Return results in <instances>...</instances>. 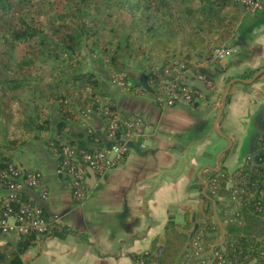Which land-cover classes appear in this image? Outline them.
Returning <instances> with one entry per match:
<instances>
[{
	"label": "trees",
	"instance_id": "obj_1",
	"mask_svg": "<svg viewBox=\"0 0 264 264\" xmlns=\"http://www.w3.org/2000/svg\"><path fill=\"white\" fill-rule=\"evenodd\" d=\"M243 12L238 0H0V184L13 164V153L29 142L43 141L52 155L53 147L96 151L108 143L101 144L94 129L75 118L74 110H89L87 121L98 118L104 136L110 117L118 113L130 118L117 111L114 98L85 70V59L109 69L111 83L112 73L124 74L131 64L145 75V84L155 87L159 69L175 58L197 74V66L212 61L213 51L233 37ZM81 50L86 58H80ZM62 159L57 157V169ZM247 161L244 174L250 192L239 216L227 221L231 217L219 203L230 192L219 181L215 193L208 194L219 206L216 216L222 229L211 209L182 230L169 222L163 250L153 255L154 241L145 264H176L198 230L204 232L205 250L231 258L236 248L250 260L257 257L264 243V213L255 211L257 202L264 204V196H259L264 189V154L258 146ZM70 232L51 221L43 235L63 237ZM0 235L7 238L0 240V264H23L20 255L38 241L34 234Z\"/></svg>",
	"mask_w": 264,
	"mask_h": 264
},
{
	"label": "crops",
	"instance_id": "obj_2",
	"mask_svg": "<svg viewBox=\"0 0 264 264\" xmlns=\"http://www.w3.org/2000/svg\"><path fill=\"white\" fill-rule=\"evenodd\" d=\"M257 1L261 8L242 15L226 45L232 55L197 66L212 87H205L208 94L201 93L194 106H159L154 87L145 84V75L131 64L124 70L126 89L110 82L109 69L91 64L117 111L141 118L146 136L122 140L127 155L102 177L95 176V183L87 185L89 198L80 204L73 201L43 141L29 142L13 154V163L38 172L48 191L43 200L38 190L26 188L23 199L40 205L50 221L71 231L63 237L38 236L35 246L20 255L23 264H132L136 255L151 251L154 241L153 255L158 247L163 250L167 223L182 230L205 210L217 212L208 194L209 175L236 172L255 153L264 132V0ZM194 77L191 74L188 82ZM89 125L100 143L105 142L99 119L92 118ZM6 239L0 235L1 241Z\"/></svg>",
	"mask_w": 264,
	"mask_h": 264
},
{
	"label": "built area",
	"instance_id": "obj_3",
	"mask_svg": "<svg viewBox=\"0 0 264 264\" xmlns=\"http://www.w3.org/2000/svg\"><path fill=\"white\" fill-rule=\"evenodd\" d=\"M238 1L245 7L246 12L253 13L261 8L257 0ZM232 53V49L222 46L213 51L212 60L220 61ZM161 70L157 85L154 87L156 102L159 106L172 107L177 104L191 106L202 98L198 90L186 84L188 77L193 73L181 59H173ZM194 76L207 89L212 87L211 81L204 75L198 73ZM124 80V74L112 73V83L126 89ZM80 113L77 120L81 123L89 120L91 115L89 110H82ZM145 130L146 124L141 118L126 119L117 113L107 122L105 138L108 143L96 151H77L66 145L59 149L52 148L55 159L58 156L63 157L57 173L64 176L66 187L70 190L75 203H83L89 198V188L85 181L86 167L90 168L96 177H102L121 163L127 155L128 145L122 140L142 139L146 136ZM88 131L90 132V129ZM118 133H122L121 141L117 138ZM258 151L264 154V135L258 138ZM247 163L248 161L231 175L217 173L208 180L207 186L211 194L215 193L219 181H223L225 189L230 192L228 199L226 201L221 199L219 203V206L227 208L224 215L231 217L227 221H232V216H239V209L250 192L251 184L244 174ZM26 188L38 190L43 200L47 198L48 191L42 184L38 172L24 170L14 163L11 164L0 184V233L2 235L21 238L30 234L40 236L46 232L51 221L40 205L23 199L22 192ZM259 196H264V189L260 191ZM229 204L232 205L231 208ZM255 211L264 213V204L261 201L256 203ZM203 234V230L197 231L188 243L185 257L176 264H248L250 262L264 264V243L258 250L257 257L252 260L249 259L250 255L236 248L232 249L231 258H226L221 251L204 249ZM148 255V251L136 255L132 264H145Z\"/></svg>",
	"mask_w": 264,
	"mask_h": 264
},
{
	"label": "water",
	"instance_id": "obj_4",
	"mask_svg": "<svg viewBox=\"0 0 264 264\" xmlns=\"http://www.w3.org/2000/svg\"><path fill=\"white\" fill-rule=\"evenodd\" d=\"M262 70L257 71V73H255V75H253L252 80L256 79L261 74ZM159 72L161 73L162 70L159 69ZM186 84L189 85V86H191V87H193V88H195L196 90H198L203 95H207L208 94V90L199 81H197V80H194L192 82H188L187 81ZM230 86H231V83H229L226 86V88H225V90H224V92H223V94L221 96L220 107L218 109V113H217V117H216V123L218 122V120H219V118L221 116V113L223 111V108H224V105H225V101H226V97H227V94L229 92ZM219 156H220V154H219ZM86 169H87V172L89 174V179H87L85 181H86V184L89 187H91L95 183V181H96L95 174H94V172L90 168L86 167ZM214 173H216V172H214ZM214 215H215L216 220L218 221V218L216 216V212H215ZM218 223L220 225V228L222 229L221 224H220L219 221H218ZM40 236H43V235H40ZM161 249H162L161 247H158L156 249V251L154 252V254H156V255L159 254L161 252Z\"/></svg>",
	"mask_w": 264,
	"mask_h": 264
},
{
	"label": "rangeland",
	"instance_id": "obj_5",
	"mask_svg": "<svg viewBox=\"0 0 264 264\" xmlns=\"http://www.w3.org/2000/svg\"><path fill=\"white\" fill-rule=\"evenodd\" d=\"M245 12H246V11H245ZM245 12H243V14H244ZM243 14H242V15H243ZM241 17H242V16H241ZM81 57H82V58H83V57L86 58V57H87V52L84 51V50H81V52H80V58H81ZM175 59H178V58H175ZM172 60H173V59H172ZM172 60H171V61H172ZM84 61H85V62H84L85 70H86V71H89V72H92V70H91V67H92L91 62L88 61L87 59H85ZM89 63H90V65H89ZM128 65H129V64H128ZM123 72H124V71H123ZM80 112H81V110H79V109L74 110L75 118H77V117L79 116V114H81ZM89 122H90V121H83L84 124H86V123L89 124ZM83 123H82V124H83ZM86 125H87V124H86ZM85 128L87 129V131L90 129V132H91V128H90V127L86 126ZM88 132H89V131H88ZM15 152H16V151H15ZM15 152H14V153H15ZM14 153H13V154H14Z\"/></svg>",
	"mask_w": 264,
	"mask_h": 264
}]
</instances>
